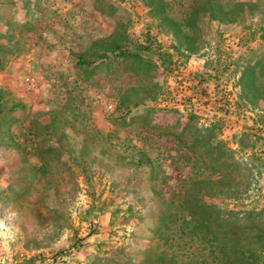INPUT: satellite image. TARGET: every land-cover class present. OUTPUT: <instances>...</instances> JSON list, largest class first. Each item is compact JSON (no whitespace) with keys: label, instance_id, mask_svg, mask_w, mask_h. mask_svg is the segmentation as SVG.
Segmentation results:
<instances>
[{"label":"rangeland","instance_id":"374dc122","mask_svg":"<svg viewBox=\"0 0 264 264\" xmlns=\"http://www.w3.org/2000/svg\"><path fill=\"white\" fill-rule=\"evenodd\" d=\"M233 258L264 264V0H0V264Z\"/></svg>","mask_w":264,"mask_h":264},{"label":"trees","instance_id":"16d2710c","mask_svg":"<svg viewBox=\"0 0 264 264\" xmlns=\"http://www.w3.org/2000/svg\"><path fill=\"white\" fill-rule=\"evenodd\" d=\"M196 192V191H195ZM192 198H194L195 196L194 195H191ZM189 203L191 204V211L188 212L189 214V217H191L192 219L195 220V217L193 216L194 212H197V210L200 209V206L198 204H196L195 202H191V200L187 203V206H189ZM201 223V220L198 221L197 225L198 226L199 224ZM188 224L190 226H194V221H189ZM240 259L238 258H233V259H229V260H221L220 263L221 264H240Z\"/></svg>","mask_w":264,"mask_h":264},{"label":"built area","instance_id":"2783aa9c","mask_svg":"<svg viewBox=\"0 0 264 264\" xmlns=\"http://www.w3.org/2000/svg\"><path fill=\"white\" fill-rule=\"evenodd\" d=\"M110 108V106H108V109Z\"/></svg>","mask_w":264,"mask_h":264}]
</instances>
